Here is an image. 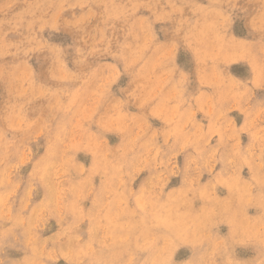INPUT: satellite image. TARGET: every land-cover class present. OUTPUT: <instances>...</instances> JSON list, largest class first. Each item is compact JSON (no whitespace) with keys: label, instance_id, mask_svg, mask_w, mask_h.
Masks as SVG:
<instances>
[{"label":"rangeland","instance_id":"obj_1","mask_svg":"<svg viewBox=\"0 0 264 264\" xmlns=\"http://www.w3.org/2000/svg\"><path fill=\"white\" fill-rule=\"evenodd\" d=\"M0 264H264V0H0Z\"/></svg>","mask_w":264,"mask_h":264}]
</instances>
